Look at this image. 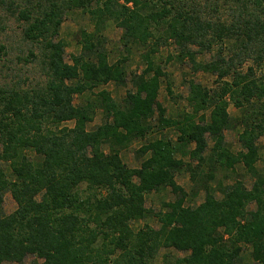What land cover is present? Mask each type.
Wrapping results in <instances>:
<instances>
[{"label": "trees", "instance_id": "1", "mask_svg": "<svg viewBox=\"0 0 264 264\" xmlns=\"http://www.w3.org/2000/svg\"><path fill=\"white\" fill-rule=\"evenodd\" d=\"M0 2L22 22L23 41L39 50L28 57L44 73L32 89L0 88V264L29 256L40 264H153L162 249L183 254L164 255L163 264H239L243 245L264 264V75L256 69L264 65V0ZM75 9L90 16L95 32H80V52L68 63L58 35L65 12ZM108 21L123 31L127 54L114 63L99 35ZM134 47L144 69L128 75ZM170 47L173 53L155 59ZM170 62L214 78L211 88L184 81L187 110L175 118L158 101L162 83L172 97ZM128 77L121 103L104 89L93 93ZM86 92L93 99L74 104ZM98 110L102 123L88 129ZM237 126L240 150L233 153L225 132ZM170 129L174 141L162 134ZM154 132L160 137L136 151L139 167H128L121 151ZM237 165L250 175L249 188ZM183 169L189 192L175 180ZM219 169L233 171L231 185L216 178ZM163 188L174 200L154 212L146 196ZM200 192L201 203L185 206ZM6 193L16 205L7 215ZM149 217L158 228H132Z\"/></svg>", "mask_w": 264, "mask_h": 264}, {"label": "rangeland", "instance_id": "2", "mask_svg": "<svg viewBox=\"0 0 264 264\" xmlns=\"http://www.w3.org/2000/svg\"><path fill=\"white\" fill-rule=\"evenodd\" d=\"M7 4L0 2V88L4 87H19L21 89H32L37 87L43 82L44 73L43 65L39 59L28 57L29 51H33L38 55L39 50L33 48L31 44L23 41L22 39V22H19L15 16L11 14V9H8ZM84 30L89 33H94L95 28L90 16L87 13H83L81 10H68L65 12L63 22L60 27L58 39H62L65 42V61L71 63L70 57L72 55H78L80 52L79 35ZM123 31L116 28L115 25L108 21L105 24L104 31L99 33L102 36L103 46L108 53V59L110 63H114L123 57H126V50L121 43V36ZM142 50L139 48H132L131 54L128 56L125 66L128 75H138L144 69V63L140 57ZM160 55L155 56L156 60L160 57H166L170 52L173 53V47L162 48ZM215 51L212 53H206L198 56V60H210L214 57ZM259 75H264V65L256 68ZM165 71L169 73L170 81L172 83L171 91L172 97L166 92V84L162 83L159 93L158 101L162 107L166 109V115L170 118H175L178 114L187 110L185 98L187 95V86L184 81L193 78L195 81L201 83L203 86L211 88L213 86L214 78L205 73L192 74L187 65L170 62L165 66ZM131 88L129 81L126 85L116 86L114 84H107L99 89H96L93 93L104 89L111 94V97L117 102L121 103L128 89ZM93 93H84L81 96L74 98V104H85L90 99H93ZM229 113L232 117L238 115L232 106L229 107ZM102 123V115L98 110L95 114L94 120L89 124L88 129H92ZM71 127L72 123L65 124ZM241 127L237 126L235 129L225 132V141L233 153H237L240 150L237 136L241 131ZM162 134L170 139L175 140V132L165 130ZM160 137L158 132L148 134L144 139H137L133 141L128 148L121 151L122 161L130 168L139 167L140 160L136 157V151L144 144ZM260 146V158L264 159V135L258 141ZM196 164H193L195 166ZM262 167V164L259 163ZM235 172L243 176V181L247 188L250 187L252 179L250 175L244 172L240 165L236 166ZM216 178L220 182L234 181L235 175L233 173H224L219 171L216 174ZM176 183L182 187L185 191L189 192L192 185L189 172L185 169L178 172L175 176ZM174 200L169 189L163 188L156 192H152L146 196V207L154 212L160 211L163 204L171 203ZM203 200V192H200L197 197H188L185 202V206L194 207L201 203ZM16 208V205L9 193H6L3 197V212L5 215L12 213ZM251 208H254L253 206ZM144 225H148L153 228H158V223L154 217H149L145 220L138 221L132 224V228L137 230ZM169 255V258L183 257V254L174 251L173 249H162L159 251L153 264H163V256ZM41 261L35 257H27L21 264H40ZM16 264V263H5ZM239 264H255L251 256V248L247 245L242 246L240 254Z\"/></svg>", "mask_w": 264, "mask_h": 264}, {"label": "crops", "instance_id": "3", "mask_svg": "<svg viewBox=\"0 0 264 264\" xmlns=\"http://www.w3.org/2000/svg\"><path fill=\"white\" fill-rule=\"evenodd\" d=\"M168 131V130H167ZM137 168V167H136ZM219 171H224V173H227V174H231V173H233V171H230V170H225V169H219L218 171H217V173L219 172ZM216 173V174H217ZM176 180V179H175ZM234 181L232 180V181H229V180H227V182H223V185H225V186H228V185H231L232 183H233Z\"/></svg>", "mask_w": 264, "mask_h": 264}]
</instances>
